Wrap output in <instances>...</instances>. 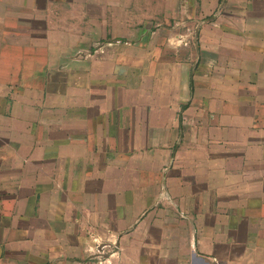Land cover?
I'll return each instance as SVG.
<instances>
[{
	"label": "crops",
	"instance_id": "1",
	"mask_svg": "<svg viewBox=\"0 0 264 264\" xmlns=\"http://www.w3.org/2000/svg\"><path fill=\"white\" fill-rule=\"evenodd\" d=\"M0 264H264V0H0Z\"/></svg>",
	"mask_w": 264,
	"mask_h": 264
},
{
	"label": "rangeland",
	"instance_id": "2",
	"mask_svg": "<svg viewBox=\"0 0 264 264\" xmlns=\"http://www.w3.org/2000/svg\"><path fill=\"white\" fill-rule=\"evenodd\" d=\"M183 26H184V28H186V27H187V22H186V25H185V24H183Z\"/></svg>",
	"mask_w": 264,
	"mask_h": 264
}]
</instances>
